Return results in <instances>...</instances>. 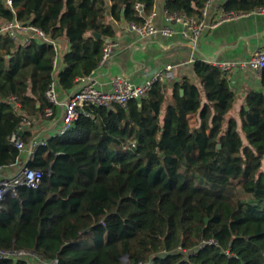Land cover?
Here are the masks:
<instances>
[{
  "label": "trees",
  "instance_id": "obj_1",
  "mask_svg": "<svg viewBox=\"0 0 264 264\" xmlns=\"http://www.w3.org/2000/svg\"><path fill=\"white\" fill-rule=\"evenodd\" d=\"M110 1L109 9V0H0L3 22L57 43L0 34L2 173L24 153L10 140L21 120L30 119L19 134L26 147L46 109L56 114L49 86L70 90L99 66L114 37L107 12L142 23L155 3ZM206 1L166 0L164 9L203 19ZM259 6L264 0H226L223 11ZM62 39L69 49L55 77ZM192 71L125 105H89L35 148L26 165L41 171L38 187L19 184L2 201L0 252L10 255L0 264H127L123 255L128 264H264V93L250 90L236 116L232 80L203 60Z\"/></svg>",
  "mask_w": 264,
  "mask_h": 264
},
{
  "label": "crops",
  "instance_id": "obj_2",
  "mask_svg": "<svg viewBox=\"0 0 264 264\" xmlns=\"http://www.w3.org/2000/svg\"><path fill=\"white\" fill-rule=\"evenodd\" d=\"M166 0H155L151 10L155 12L152 19L153 24L161 28L165 25L173 29L171 35H149L140 36L127 28L125 19H114L107 12L106 22L114 30L113 40L117 47L113 49L110 57L95 69L94 76L99 85L107 88L110 78L114 75L125 74L135 82H141L149 75L164 68L166 64L173 65L175 79L184 75L195 78L192 65L196 60L209 63L219 61H243L247 60L253 53L264 48V14L249 13L226 20L215 26H209L195 41L188 42L180 34L181 26L175 22H169L164 16V4ZM226 0H212L208 6L203 19L208 25L216 23L224 15L223 4ZM111 1L109 0V9ZM147 15L145 14L144 17ZM60 52L55 70V77L65 64L63 55L69 49L67 40L59 42ZM235 92V103L233 113L237 115L240 105L250 90H259L264 93V82L252 70H238L232 80ZM54 89L60 100L68 94L69 90H63L58 83ZM56 107V106H55ZM61 107H56V114L52 117L44 114V118L35 122L32 127V136L29 139L24 153L19 161L12 167L3 171L5 176L16 175L26 160L32 155L30 153L31 142L45 136L56 135L60 124ZM191 125L196 123L195 115L189 116ZM192 122V123H191Z\"/></svg>",
  "mask_w": 264,
  "mask_h": 264
},
{
  "label": "built area",
  "instance_id": "obj_3",
  "mask_svg": "<svg viewBox=\"0 0 264 264\" xmlns=\"http://www.w3.org/2000/svg\"><path fill=\"white\" fill-rule=\"evenodd\" d=\"M7 4L11 6L12 0H6ZM212 0H207L201 13L204 17L206 14L208 6L211 4ZM136 9L141 14L143 9L142 3H136ZM249 13H258L264 14V6H259L254 10L245 13H234V12H225L224 15L213 23L212 25H208L204 19H198L196 16H188L184 12H169L164 9L165 19L169 22L178 23L180 28V34L184 39L188 42L195 43V41L199 38V36L209 27L215 26L218 23H221L226 20H231L239 16H243ZM155 15V12L152 11L145 17L142 23L128 22L127 28L136 32L140 36H149V35H171L173 34V29L165 25L161 28L156 27L152 19ZM24 33L22 37H18V33ZM8 33L10 37L14 38L17 41H20L23 45L28 44L33 37L41 42H45L47 44H52L57 48V43L51 39L46 33H44L41 29L24 25L19 21L13 19L8 22H3L0 19V34ZM117 47V42L113 40V38H106L103 44L102 56L100 64L105 62L111 55L113 49ZM58 56L53 59L54 67L57 66ZM218 67L221 71L226 74L228 79L233 80L235 77V73L238 70H249L252 69L256 75L261 79L262 70L264 68V48L259 49L255 53H253L247 60L243 61H219L211 63ZM95 70L88 76L79 78L75 84V86L69 90L68 94L64 97V99L60 100L55 89L54 84L52 83L46 95L49 101L54 106L61 107L60 113V124L56 130V134H63L73 123L76 121L81 113H85V107L89 105H97V106H105L112 107L114 104L125 105L131 99H137L144 97L150 91L152 85L156 81H166L175 79L173 72V65L166 64L163 69L156 71L150 77L144 79L141 82H135L131 80L125 74L122 75H114L110 78L108 82L107 88L99 85L96 77L93 75ZM45 114L48 116H53V111L51 108H47ZM30 125L29 118H23L20 123L19 132H14L10 136V140L15 144V146L24 151L26 149L25 144L19 137L21 133V129L24 126ZM51 135L45 136L41 139H36L31 142L30 153L32 154L36 147L39 145H45L48 138ZM22 159L21 157L17 161V163ZM27 161V160H26ZM41 171L38 169L30 168L25 163L21 166L18 173L11 177L3 175L0 170V209L2 206V201L5 198V194L9 190H13V188L19 184H24L28 187L36 188L41 182ZM10 255V252H0V258H4ZM140 264V263H139Z\"/></svg>",
  "mask_w": 264,
  "mask_h": 264
},
{
  "label": "water",
  "instance_id": "obj_4",
  "mask_svg": "<svg viewBox=\"0 0 264 264\" xmlns=\"http://www.w3.org/2000/svg\"><path fill=\"white\" fill-rule=\"evenodd\" d=\"M92 34H93L96 38H100V37H101V34L98 33V32L93 31ZM152 75H153V74H152ZM150 76H151V75H149V77H150ZM181 92H182V90H181ZM246 108H247V107H246ZM1 172H2V170H1ZM122 260H123L125 263H128V262H129V259H128V256H127V255H123V256H122Z\"/></svg>",
  "mask_w": 264,
  "mask_h": 264
},
{
  "label": "rangeland",
  "instance_id": "obj_5",
  "mask_svg": "<svg viewBox=\"0 0 264 264\" xmlns=\"http://www.w3.org/2000/svg\"><path fill=\"white\" fill-rule=\"evenodd\" d=\"M233 115H235L233 112H232ZM237 116V115H236ZM192 123V122H191ZM128 264V263H127Z\"/></svg>",
  "mask_w": 264,
  "mask_h": 264
}]
</instances>
